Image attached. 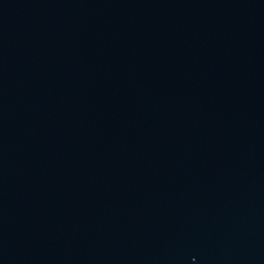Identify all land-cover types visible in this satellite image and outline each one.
<instances>
[{
    "label": "water",
    "instance_id": "obj_1",
    "mask_svg": "<svg viewBox=\"0 0 264 264\" xmlns=\"http://www.w3.org/2000/svg\"><path fill=\"white\" fill-rule=\"evenodd\" d=\"M0 264H264V0H0Z\"/></svg>",
    "mask_w": 264,
    "mask_h": 264
}]
</instances>
